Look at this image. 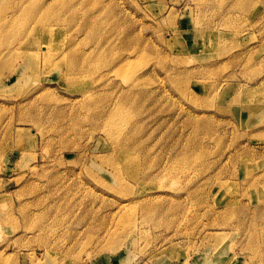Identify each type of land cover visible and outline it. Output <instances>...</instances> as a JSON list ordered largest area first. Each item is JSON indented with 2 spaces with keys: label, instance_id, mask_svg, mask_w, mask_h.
Returning <instances> with one entry per match:
<instances>
[{
  "label": "rangeland",
  "instance_id": "rangeland-1",
  "mask_svg": "<svg viewBox=\"0 0 264 264\" xmlns=\"http://www.w3.org/2000/svg\"><path fill=\"white\" fill-rule=\"evenodd\" d=\"M27 1L0 0V264H264V0Z\"/></svg>",
  "mask_w": 264,
  "mask_h": 264
},
{
  "label": "bare ground",
  "instance_id": "bare-ground-1",
  "mask_svg": "<svg viewBox=\"0 0 264 264\" xmlns=\"http://www.w3.org/2000/svg\"><path fill=\"white\" fill-rule=\"evenodd\" d=\"M30 2H32V1H30V0L27 1V4L30 3ZM60 2H61V1H56L55 4H56V3L58 4V3H60ZM51 4H53V2H52ZM51 4H50V6L53 7V5H51ZM24 5H25V2H22L21 5L19 6V10H20V11H25V9H27V8H26L27 5H26V6H24ZM49 9H50V7H49ZM20 11H19V12H20ZM16 14H17V13H16ZM16 14H15V15H16ZM11 25H12V24H11ZM11 25L9 26V28L11 27ZM144 206H145V205H144Z\"/></svg>",
  "mask_w": 264,
  "mask_h": 264
}]
</instances>
